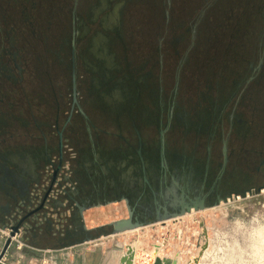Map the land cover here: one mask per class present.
Instances as JSON below:
<instances>
[{"label": "flooded vegetation", "instance_id": "1", "mask_svg": "<svg viewBox=\"0 0 264 264\" xmlns=\"http://www.w3.org/2000/svg\"><path fill=\"white\" fill-rule=\"evenodd\" d=\"M140 2L0 0V228L12 229L0 264L18 257L12 237L21 229L41 249L80 243L78 203L129 198L137 207L158 195L179 198L174 212L264 186V129L245 110L264 83V5L257 60L209 80L192 104L179 98V77L168 93L155 63L130 59L127 20ZM38 69L52 83L39 105Z\"/></svg>", "mask_w": 264, "mask_h": 264}, {"label": "rangeland", "instance_id": "2", "mask_svg": "<svg viewBox=\"0 0 264 264\" xmlns=\"http://www.w3.org/2000/svg\"><path fill=\"white\" fill-rule=\"evenodd\" d=\"M260 5H264V0H145L129 11V57L137 63L145 60L155 63L154 71L161 73L168 93L179 77V98H191V103L195 104L209 80L215 81L231 72H243L248 67L247 60H257L263 29ZM29 39L30 34L21 44L27 57L33 56L30 52L34 51V42ZM37 50L43 51L42 44H37ZM28 60L29 66L34 67V57ZM47 79L43 69H38V82L31 86L34 103H41L40 97L48 95L45 87L50 90L52 83ZM53 79L55 87L62 89L60 76L54 75ZM252 88L255 93L245 110L248 117L256 118L264 129V83ZM47 99L45 96L44 100ZM108 127L113 128L111 124ZM85 213L88 225L94 227L110 218L127 216L124 201L92 207ZM202 222L206 223L210 233L202 264H264V186L244 194L237 193L218 206L187 213L180 264L198 251ZM162 225L157 222L145 230L149 235L161 237L165 231ZM140 233L134 231L126 237L135 240ZM119 238L104 239L109 245H104L108 252L103 264L118 263V253L111 251L117 247ZM99 243L87 246L97 249ZM27 256L21 263L39 264L40 260ZM57 263L62 264L61 261Z\"/></svg>", "mask_w": 264, "mask_h": 264}, {"label": "water", "instance_id": "3", "mask_svg": "<svg viewBox=\"0 0 264 264\" xmlns=\"http://www.w3.org/2000/svg\"><path fill=\"white\" fill-rule=\"evenodd\" d=\"M178 200L179 198H161L158 195H155L154 198H151L149 203H146L145 205L138 204L137 207L130 203L129 198H120L113 201H106V203L99 202L91 205L78 203V209L74 214V218L77 219L78 226L81 228V230L86 233V236L83 240H81V242L88 243L102 236L118 235L127 231H132L144 226L155 224L157 222H164L168 219L186 215L192 210L200 211L210 207H215L218 206L222 201H226L227 198H219L212 204H205L204 201H200L198 198H196V200L190 199V204H186L181 210L170 212V209H178L180 202ZM123 201L125 202L128 211L126 217L112 220L97 227H88L84 215L86 210L112 202ZM201 228L202 233L198 244V251L190 258L186 259L183 264H202V256L204 251L209 246V235L208 227L205 222H202ZM16 229L17 228L15 227L14 230L16 231ZM98 231L101 232L97 233V235H94V233ZM176 238H180V234L177 233ZM165 246L166 243H163L162 245L155 244L151 251H146L139 245L131 242L126 246V250L123 252L119 264H180L179 257L181 255V250H175L165 254ZM68 253L69 252H66V254ZM34 254H36V252H34ZM58 256V254H54L55 260L53 261L55 263H57Z\"/></svg>", "mask_w": 264, "mask_h": 264}, {"label": "built area", "instance_id": "4", "mask_svg": "<svg viewBox=\"0 0 264 264\" xmlns=\"http://www.w3.org/2000/svg\"><path fill=\"white\" fill-rule=\"evenodd\" d=\"M45 210H47L49 212V216H53L55 218H57L58 215V211L53 209V208H49L48 206H46ZM67 215H70L69 212L66 213ZM41 215L39 213H37L35 215V220H42V218L40 217ZM181 217H185V215L177 217V218H173L174 222L178 225H175L174 223H168L169 221H173V220H166L164 222H161L162 228L165 229L164 232H162L161 237H156L154 235H149V232H147L145 230V228L147 226L135 229V230H141V233L137 235V237L135 238V241H143L146 242L148 244L155 245V244H159L162 245L163 243H165L166 241H169L171 239V236L176 238L177 233L180 234V238H178V240H181L182 243L185 244L184 239H185V225H184V220L180 221L179 218ZM87 222V220H86ZM157 223L155 224H151V226H155ZM149 226V225H148ZM143 228V229H142ZM11 231L12 229L10 227L7 228H0V241L2 242V244H0V249L4 246V244L6 243V241L9 239L10 235H11ZM23 229H21V231L19 233H17L15 236L12 237V240H14L13 244L15 245V249L13 250V253H11V255H15L18 254V257L16 258L15 261H7L4 262L2 261L3 264H16V262H18L20 264V262L22 261V258H24L25 253H24V249L27 248L30 251H34L36 253H41V257L39 258V264H47L48 262H53L54 264H58L55 263L53 260H55L54 258V254H58L59 256L62 255L64 251H66L69 247L65 248V249H41L38 248L36 246H33L29 243H27L24 239H23ZM134 231V230H132ZM187 243V240H186ZM181 254H184V250L181 251ZM58 256V258H59ZM5 258H3L4 260ZM58 262V261H57Z\"/></svg>", "mask_w": 264, "mask_h": 264}, {"label": "crops", "instance_id": "5", "mask_svg": "<svg viewBox=\"0 0 264 264\" xmlns=\"http://www.w3.org/2000/svg\"><path fill=\"white\" fill-rule=\"evenodd\" d=\"M111 220L112 219L110 218V220L102 223V225L110 222ZM179 220L183 221L184 217L179 218ZM168 223H174L175 225H178L174 222V220L171 222L169 221ZM88 227L91 228L94 226L88 225ZM134 231H141V230H134ZM134 231H127V232H124V233L118 234V235L102 236V237L95 239V240L88 242V243L80 242L77 244H72V245L68 246L69 248L66 251H64V252H69V253L65 254V255L64 254L60 255L57 261L58 262L61 261L62 264L63 263L64 264H103L104 258L107 256V252H108V249L105 248L106 246H104V245L105 244L109 245V241L107 242L104 239H110V237H120L117 247L115 248V250L111 251V252H117L118 253V256H117L118 263L117 264H119L120 258L122 256L123 252L126 250V246L128 244H130L131 242H134L136 245H139L140 247H142L146 251H151L153 249L154 245L151 246L150 244H148L146 242L135 241L132 239H128V237H126V235H128V233H131ZM208 235L210 238L209 228H208ZM91 243H99V244H96V246H98V248L97 249L96 248L95 249L88 248L87 245L91 244ZM165 243H166V246L164 249L165 254H167L169 252H173L175 250H181L182 251L184 249L183 248L184 243H182L181 240H178L177 238H174L172 236H171V239L169 241H166ZM25 259H27V256H24V258H22V261L24 262Z\"/></svg>", "mask_w": 264, "mask_h": 264}]
</instances>
